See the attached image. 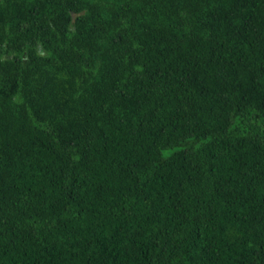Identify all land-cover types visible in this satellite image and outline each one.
I'll return each mask as SVG.
<instances>
[{
  "label": "trees",
  "instance_id": "1",
  "mask_svg": "<svg viewBox=\"0 0 264 264\" xmlns=\"http://www.w3.org/2000/svg\"><path fill=\"white\" fill-rule=\"evenodd\" d=\"M0 264H264V0H0Z\"/></svg>",
  "mask_w": 264,
  "mask_h": 264
}]
</instances>
